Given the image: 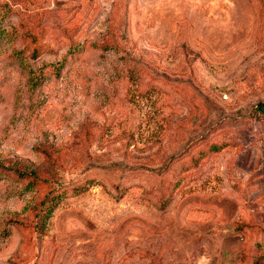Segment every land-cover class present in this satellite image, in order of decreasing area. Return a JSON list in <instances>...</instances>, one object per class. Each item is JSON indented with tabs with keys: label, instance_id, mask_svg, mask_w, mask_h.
I'll return each mask as SVG.
<instances>
[{
	"label": "rangeland",
	"instance_id": "1",
	"mask_svg": "<svg viewBox=\"0 0 264 264\" xmlns=\"http://www.w3.org/2000/svg\"><path fill=\"white\" fill-rule=\"evenodd\" d=\"M259 106L264 0H0V264H264Z\"/></svg>",
	"mask_w": 264,
	"mask_h": 264
},
{
	"label": "trees",
	"instance_id": "2",
	"mask_svg": "<svg viewBox=\"0 0 264 264\" xmlns=\"http://www.w3.org/2000/svg\"><path fill=\"white\" fill-rule=\"evenodd\" d=\"M64 33L66 34L65 30ZM31 38V43L33 45L31 52L32 57L36 58L41 54L51 52V50L44 44H41L38 39L35 38V36L31 35ZM258 110L264 114V106H259ZM231 145H233V143L229 142L219 145H212L205 155L218 153ZM14 173L16 174V179L19 181V184L25 192H37L46 186V180L40 177L35 171L16 169L14 170ZM58 198L60 199V196H51L49 194L44 200L37 203V205L34 207L33 211H35L36 216L34 230L38 233H42L45 230L47 223L57 206L56 202Z\"/></svg>",
	"mask_w": 264,
	"mask_h": 264
}]
</instances>
